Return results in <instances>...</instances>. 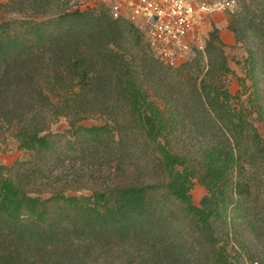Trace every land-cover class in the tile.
<instances>
[{"label":"trees","instance_id":"obj_1","mask_svg":"<svg viewBox=\"0 0 264 264\" xmlns=\"http://www.w3.org/2000/svg\"><path fill=\"white\" fill-rule=\"evenodd\" d=\"M13 1L26 15L0 19V123L29 158L0 166V264H248L245 254L264 264V136L253 119L264 121L260 95L251 108L234 106L238 94L203 79L195 111L159 106L112 46L126 31L146 39L135 24L107 4L56 11L59 0ZM259 32V57L250 51L256 82L264 20ZM214 48L217 70L230 71ZM106 69L117 90L102 113L108 121L84 125L98 111L82 93ZM33 86L39 94L17 95ZM62 117L68 126L52 131ZM195 180L208 191L200 206ZM179 222L190 242L169 238Z\"/></svg>","mask_w":264,"mask_h":264},{"label":"rangeland","instance_id":"obj_2","mask_svg":"<svg viewBox=\"0 0 264 264\" xmlns=\"http://www.w3.org/2000/svg\"><path fill=\"white\" fill-rule=\"evenodd\" d=\"M0 2L8 4L6 7L0 8V19L20 18L26 15V10L13 0H0ZM106 3H110V0H59L55 10L79 8L81 10L96 9L98 12L103 10ZM263 20L264 0H236V6L232 10L223 9L207 18L201 29L207 42L206 51L188 63H182L176 67H169L157 59L141 33L126 31L124 37L118 41V46H112L119 50L120 55H124L126 71L129 70V73L146 91L149 99L155 101L159 106H163L165 100H168L172 104L178 105L182 111H195L197 105L192 99L199 95L196 93L195 87L200 88L204 79L217 85L220 90L229 91L232 95L238 94L240 102L233 98L234 106L244 105L251 108V103L256 95H260L264 102V73L257 68L259 78L257 82L249 76L251 68L250 51L259 57L260 54L257 51L260 50L261 46L263 47L259 32ZM213 32L218 34L221 43L212 41L211 34ZM215 44L223 49L227 67L230 69L223 74L217 70L219 52L214 48ZM114 72H111L110 69L104 70L98 75L101 77L98 85L83 91L82 95L95 98L93 100V103L95 102L94 109L98 111V114L85 119L82 124L91 126L108 121V116L102 113L111 111L107 99L110 100L117 94L116 87L109 84L115 75ZM93 76L96 77V74ZM72 85L77 89L78 85L76 86L74 81ZM39 90L38 86H33V88L29 87L28 90L19 91L20 93L17 95L29 97L39 94L37 93ZM253 117H255L253 119L264 136V121L258 120L256 114ZM67 126L66 118L62 117L58 122L53 123L51 128L52 131H61ZM146 155L145 151L141 152L140 167L146 163ZM28 158L29 153L18 148V142L11 131L0 123V166H11L17 160ZM207 194L206 187L195 180L191 189L194 203L200 206ZM190 235V231L180 222L168 234L169 238L179 240L182 243L190 242ZM245 255L249 261L248 264H257L255 262L260 261L259 258H256L255 262L251 263L248 255ZM258 264L260 263L258 262Z\"/></svg>","mask_w":264,"mask_h":264},{"label":"built area","instance_id":"obj_3","mask_svg":"<svg viewBox=\"0 0 264 264\" xmlns=\"http://www.w3.org/2000/svg\"><path fill=\"white\" fill-rule=\"evenodd\" d=\"M115 18H124L146 36L152 50L176 67L204 52L202 28L217 11L233 9L236 0H110Z\"/></svg>","mask_w":264,"mask_h":264}]
</instances>
